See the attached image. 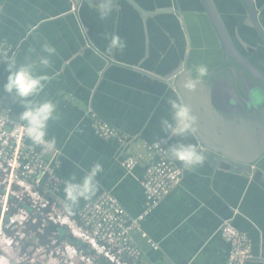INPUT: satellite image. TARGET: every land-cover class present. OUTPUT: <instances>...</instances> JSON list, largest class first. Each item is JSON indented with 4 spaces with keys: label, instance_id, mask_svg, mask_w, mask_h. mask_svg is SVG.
I'll return each mask as SVG.
<instances>
[{
    "label": "crops",
    "instance_id": "1",
    "mask_svg": "<svg viewBox=\"0 0 264 264\" xmlns=\"http://www.w3.org/2000/svg\"><path fill=\"white\" fill-rule=\"evenodd\" d=\"M114 2L113 15L102 21L98 0H82L78 7L73 0H0V39L19 47L18 61L45 43L56 48L51 68L44 70L53 78L41 97L58 105L60 118L49 125V136L61 150L58 173L64 179L80 177L93 163H102L100 188L92 199L109 190L137 216L146 202L144 171L157 157L148 147L160 138H169V145L177 140L196 144L194 135L175 138L159 127L160 118L170 116L167 99L181 98L166 78L183 66L191 72L195 64H206L211 72L224 55L200 0ZM215 2L240 51L264 70V46L244 1ZM255 3L264 26V0ZM111 33L126 42L122 50L106 51L105 35ZM7 75L5 68L0 84ZM6 108L16 118L22 110L4 95L0 109ZM90 109L133 140L124 146L97 136ZM127 155L142 157L131 172L122 164ZM230 218L253 240L256 257L248 264H264L259 259L264 257V157L244 173L207 159L201 167L186 170L182 183L143 223L147 237L160 248H152L139 233L135 238L151 264H226L229 244L220 227Z\"/></svg>",
    "mask_w": 264,
    "mask_h": 264
},
{
    "label": "built area",
    "instance_id": "2",
    "mask_svg": "<svg viewBox=\"0 0 264 264\" xmlns=\"http://www.w3.org/2000/svg\"><path fill=\"white\" fill-rule=\"evenodd\" d=\"M18 52L19 47L7 39H0V55L16 57ZM5 68L0 60V77ZM88 112L97 136L124 146L133 140L101 119L93 109ZM169 143V138H160L148 147V152L155 153L157 157L147 165L141 180L146 197L142 213L132 216L112 192L103 190L96 198L85 201L77 211V216L68 215L63 209L60 195L65 180L58 173L62 163L61 150L56 145L59 155L55 151L43 155L42 150L31 145L24 136L12 109H0V180L15 184L14 188L11 186L9 189L12 193L10 196L14 199L17 197L15 200L18 203L28 204L33 212L41 215L38 218L32 214L34 223L41 219L44 225L50 222L60 224L85 241L84 246L91 250L94 264H104L101 261L103 257L113 264H151L136 241L135 234L145 237L155 250L160 248L158 242L147 237L143 223L182 183L186 172L183 165L168 158L166 149ZM141 161V156L127 155L122 164L131 172ZM19 209L22 210L21 219L15 216L13 222L29 221V210L24 206ZM220 231L229 244L226 264H248L255 259L252 238L247 232L238 229L232 218L222 223Z\"/></svg>",
    "mask_w": 264,
    "mask_h": 264
},
{
    "label": "water",
    "instance_id": "3",
    "mask_svg": "<svg viewBox=\"0 0 264 264\" xmlns=\"http://www.w3.org/2000/svg\"><path fill=\"white\" fill-rule=\"evenodd\" d=\"M73 1L78 7L82 0ZM200 1L219 37L222 63L191 91L184 87L185 81L192 79L187 66L166 79L197 117L195 143L206 159L214 164L223 161L232 170L244 173L264 157V106L257 109L245 105L250 94L264 91V70L235 44L215 0ZM243 1L251 26L262 41L260 46H264V26L255 0ZM233 61L240 67L239 73ZM233 99L236 103L230 102ZM259 259L264 262V257Z\"/></svg>",
    "mask_w": 264,
    "mask_h": 264
},
{
    "label": "clouds",
    "instance_id": "4",
    "mask_svg": "<svg viewBox=\"0 0 264 264\" xmlns=\"http://www.w3.org/2000/svg\"><path fill=\"white\" fill-rule=\"evenodd\" d=\"M96 10L100 20L109 19L115 11L114 0H98ZM108 41L106 51L122 50L126 46L124 39L116 34H106ZM56 48L45 43L40 51L29 49L22 61L7 54L0 55V60L5 64L8 75L0 84V97L7 95L14 102L21 105L22 110L18 115L21 130L31 145L42 150L47 156L56 150V138L49 136L51 121L58 120V105L51 98L41 97L48 82L53 78L46 69L51 68L53 58L56 56ZM210 74V68L206 64H195L190 72L192 79L185 81L184 87L189 91L195 86L206 81ZM230 102L236 103L233 99ZM170 116L161 117L160 129L175 138H183L194 135L196 132L197 117L182 98L167 99ZM245 105L259 109L264 106V91H257L248 96ZM166 153L169 159L180 162L187 171H193L201 167L206 160L203 151L197 144L185 143L177 140L170 144ZM103 164L93 163L80 177L73 174L65 179L62 184L63 209L66 214L73 215L81 201L91 200L100 188L98 177L103 172Z\"/></svg>",
    "mask_w": 264,
    "mask_h": 264
},
{
    "label": "rangeland",
    "instance_id": "5",
    "mask_svg": "<svg viewBox=\"0 0 264 264\" xmlns=\"http://www.w3.org/2000/svg\"><path fill=\"white\" fill-rule=\"evenodd\" d=\"M11 186L14 188L15 184L0 180V264H94L91 250L84 246L85 241L80 239L81 248L78 249L64 240L58 241L61 238L54 236L51 243L54 247L46 248L40 245L39 239L36 238V232L32 227L34 221L28 223L27 219L25 222L21 220L13 222L15 216L21 219L22 210L19 207L26 204L18 203L15 195L16 198L11 202L12 193L9 192ZM10 205L17 208V214L6 222L7 207ZM33 213L34 216L41 218L38 213ZM55 243L56 245H53Z\"/></svg>",
    "mask_w": 264,
    "mask_h": 264
},
{
    "label": "trees",
    "instance_id": "6",
    "mask_svg": "<svg viewBox=\"0 0 264 264\" xmlns=\"http://www.w3.org/2000/svg\"><path fill=\"white\" fill-rule=\"evenodd\" d=\"M13 199L14 198L12 197L11 202H13ZM24 207H26L29 210V215H31V218L28 221V223H30L33 220V216H32L33 209L28 204H26ZM77 211L78 210H76L74 213V215H76V216H77ZM0 212H1V208H0ZM15 214H17V208H14V206H11V205L8 206L6 222H8L9 218ZM32 227H33L34 231L36 232V238L39 239L40 245L45 246L46 248H49L52 246L51 243H52V238L54 236L61 238L58 241L64 240L68 244H71L75 247L81 248L80 239L75 237L65 226H61L60 224H56L53 222H50L48 225H44L43 221L41 219H38V221L36 223H34V225H32ZM56 243L53 245H56ZM58 245H60V244H58ZM52 247H54V246H52ZM101 261L104 264H113L104 257L102 258Z\"/></svg>",
    "mask_w": 264,
    "mask_h": 264
}]
</instances>
